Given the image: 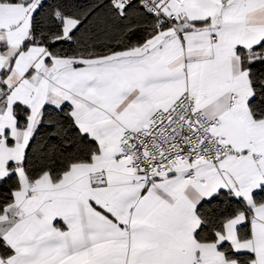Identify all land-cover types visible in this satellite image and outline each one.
I'll list each match as a JSON object with an SVG mask.
<instances>
[{"label":"snow or ice","instance_id":"1","mask_svg":"<svg viewBox=\"0 0 264 264\" xmlns=\"http://www.w3.org/2000/svg\"><path fill=\"white\" fill-rule=\"evenodd\" d=\"M0 264H264V0H0Z\"/></svg>","mask_w":264,"mask_h":264}]
</instances>
